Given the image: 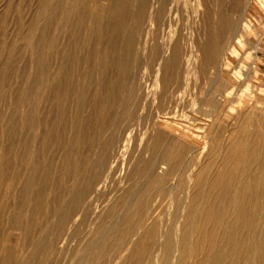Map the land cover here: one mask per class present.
Returning <instances> with one entry per match:
<instances>
[{"label":"rangeland","instance_id":"obj_1","mask_svg":"<svg viewBox=\"0 0 264 264\" xmlns=\"http://www.w3.org/2000/svg\"><path fill=\"white\" fill-rule=\"evenodd\" d=\"M242 110L264 0H0V264H263L264 192L213 178Z\"/></svg>","mask_w":264,"mask_h":264},{"label":"bare ground","instance_id":"obj_2","mask_svg":"<svg viewBox=\"0 0 264 264\" xmlns=\"http://www.w3.org/2000/svg\"><path fill=\"white\" fill-rule=\"evenodd\" d=\"M231 6V5H230ZM224 21V20H223ZM242 22V21H241ZM240 28H242V27H240ZM239 28V29H240ZM248 29H244V32H246ZM236 33H237V30H236ZM239 35V34H238ZM211 43V42H210ZM11 49V48H10ZM207 50V49H206ZM211 51V50H210ZM180 66V65H179ZM224 74H226L227 75V72H225ZM234 74H235V79H237V78H239L240 76V74H239V72H234ZM229 78H231V77H229ZM232 85H234V84H232ZM196 86V85H195ZM231 87V86H230ZM233 87V86H232ZM231 89V88H230ZM235 89V88H234ZM233 89V90H234ZM233 93V92H232ZM236 95V94H235ZM229 96H230V94H229ZM232 96V95H231ZM228 97V96H227ZM233 97V96H232ZM225 101V100H224ZM251 106V105H250ZM247 107V106H246ZM250 108V107H249ZM237 109V108H236ZM235 109V110H236ZM238 111H239V109H237ZM228 111V110H227ZM243 111V110H242ZM241 111V112H242ZM252 113H253V110L251 111ZM243 113H244V111H243ZM243 113H239L240 114V119H241V121L239 120V119H237L238 120V122L236 123L237 125L235 126V131L233 130L232 131V135H234L235 134V136H234V138H233V136H232V138L233 139H230V141L228 142V145H227V147H225L224 146V152H223V154L225 155V157H224V161L223 162H225V163H227L225 160H227L228 161V163H229V167H227V165H225L226 167H225V169L224 168H221V170L219 171V169H218V171L216 172V174H214V176H213V178H214V180H216V181H219V182H217L218 184V186L220 185L221 186V188H222V185L225 187V186H230V183L232 182V180H235V177H236V175H238V177L239 178H241L240 179V184H238V186L240 185V188L239 189H237L236 191L234 190V196H232V198H233V203H236V204H239V205H237L238 207L239 206H241V207H237V209L239 210L240 208V210L242 211L244 208H243V206L248 202H250V201H256V199H254V196H253V198H251V195H252V191H256V193H258L259 194V192L262 194L263 192H264V135L262 136V135H260L259 133H258V129L257 128H259V127H257L256 129L257 130H255L254 128L252 129V128H249V123L248 122H250V120H248L247 119V113H249V112H245L244 114ZM225 114V113H224ZM236 114V113H235ZM233 115V114H232ZM217 116V115H216ZM220 116V115H219ZM236 116V115H235ZM237 116H238V114H237ZM239 117V116H238ZM235 118V117H234ZM251 118V117H250ZM263 119V118H262ZM235 120V119H234ZM233 121V120H232ZM253 122V121H252ZM234 123V122H233ZM251 123V122H250ZM229 124V123H228ZM255 124V123H254ZM253 124V125H254ZM235 125V124H234ZM248 125V126H247ZM258 126H260V125H258ZM259 132H261L260 130H259ZM262 133V132H261ZM46 145V144H45ZM218 154V153H217ZM223 155V156H224ZM226 158V159H225ZM251 161L254 163V162H256V164H257V167H256V173H253L254 175L253 176H247L248 174H247V172L249 171L248 170V166L251 164ZM207 165V164H206ZM205 165V166H206ZM252 165V164H251ZM222 167H223V165H222ZM203 168H206V167H203ZM253 168H254V166H253ZM250 169V168H249ZM252 169V168H251ZM216 170V169H215ZM253 170H255V168L253 169ZM198 171H201V170H198ZM203 171H201V174H203L202 173ZM199 173V172H198ZM201 174L199 173V177L201 176ZM252 175V174H251ZM198 176V175H197ZM198 179V178H197ZM202 179V178H201ZM213 180V181H214ZM202 182H203V180H202ZM215 182H213V184H214ZM201 184V183H200ZM216 184V183H215ZM235 184V183H234ZM237 184V183H236ZM262 184H263V188L261 187L262 186ZM199 186V185H198ZM236 186V185H235ZM231 188V187H230ZM227 189V188H226ZM221 190V189H220ZM230 190V189H229ZM195 191V190H194ZM214 191V190H213ZM223 191H225V193L227 192V190H225V189H223ZM202 192V191H201ZM200 192V193H201ZM217 192V191H216ZM230 192V191H229ZM233 192V191H232ZM193 193V192H192ZM191 193V194H192ZM199 193V192H198ZM198 193L197 192H195V197H193L194 198V200H195V198H196V196H199L198 195ZM219 193V192H218ZM256 193L254 192L253 194H255L256 195ZM25 194V193H24ZM221 194V193H220ZM257 194V195H258ZM219 195V194H218ZM233 195V194H232ZM209 196V195H208ZM229 196V195H228ZM264 196V195H263ZM213 198V197H212ZM215 198V197H214ZM213 198V199H214ZM217 198V197H216ZM216 198H215V200H216ZM228 198V197H227ZM196 199H198V198H196ZM202 200V199H201ZM231 200V199H230ZM199 201V200H198ZM264 201V200H263ZM257 202V201H256ZM259 202V201H258ZM254 203V202H253ZM196 204V203H195ZM228 204H229V202H228ZM236 204H235V207H236ZM254 204H256V203H254ZM203 205V204H202ZM210 205V204H209ZM250 206L251 205V203L250 204H246V206ZM207 206V205H206ZM247 206V207H248ZM254 206V205H253ZM200 207V206H199ZM210 207V206H209ZM208 207V208H209ZM212 207V206H211ZM210 207V208H211ZM234 207V206H233ZM234 207V208H235ZM259 207V206H258ZM209 208V209H210ZM216 208V207H215ZM222 209V208H221ZM231 209V208H230ZM236 209V208H235ZM249 209V208H248ZM256 209V208H255ZM258 209V208H257ZM256 209V210H257ZM190 210V209H189ZM192 210V209H191ZM205 210H207L208 211V209H205ZM212 210H213V208H212ZM217 210V209H216ZM239 210V211H240ZM221 211V210H220ZM224 211V210H223ZM243 211H245V210H243ZM226 212V211H225ZM227 214H229V212H227ZM248 214V213H247ZM250 214V213H249ZM190 215V214H189ZM219 215V214H218ZM231 215V214H230ZM237 215V219L239 220L238 222H239V226H240V224H244L245 225V223H246V221H245V219H248V218H245V216L244 215H242V213L240 214L239 213V215L238 214H236ZM201 216V215H200ZM217 216V215H216ZM221 216V215H220ZM253 216V215H252ZM223 216H221V218H222ZM247 217V216H246ZM217 218V217H216ZM219 218V217H218ZM231 218V217H230ZM254 218V217H253ZM208 220H210V219H208ZM216 220V219H215ZM229 219H227V221H228ZM226 221V222H227ZM245 222V223H244ZM247 222H248V220H247ZM184 223H185V221H184ZM247 224V223H246ZM222 225V224H221ZM243 226V225H242ZM250 226V225H249ZM214 227V226H213ZM224 227V226H223ZM229 227V226H228ZM238 227V226H237ZM231 228V227H230ZM248 228V227H247ZM254 228V227H253ZM206 229V228H205ZM220 229H222V228H220ZM208 231V230H207ZM214 232V231H213ZM213 232H211V234L213 233ZM223 232H224V230H223ZM215 233V232H214ZM217 233V232H216ZM221 233V232H220ZM239 233V232H238ZM222 234V233H221ZM214 235V234H213ZM212 236V235H211ZM217 236V235H216ZM208 237H210L209 235L207 236L206 235V238L209 240V238ZM213 238V236L211 237V239ZM216 238H218V237H216ZM230 238V237H229ZM207 239H204V241L205 240H207ZM214 239V238H213ZM240 239V238H239ZM203 240V239H202ZM211 241V240H210ZM210 241H209V243H210ZM213 241H215V240H213ZM197 242V241H196ZM203 242V241H202ZM202 242H199V243H202ZM207 242V241H206ZM216 242V241H215ZM238 242H240V241H238ZM249 242V241H248ZM184 243V242H183ZM204 243V242H203ZM202 243V244H203ZM208 243V242H207ZM208 243V244H209ZM214 243V242H213ZM210 244H212V243H210ZM243 244V243H242ZM195 245V244H194ZM206 246H208L207 244H205ZM244 245V244H243ZM209 246H212V245H209ZM193 247V246H192ZM194 248V247H193ZM198 248V247H197ZM213 248H215V247H213ZM139 250V249H138ZM198 250V249H197ZM244 251V250H243ZM194 252V251H193ZM205 252H206V250H205ZM197 253V252H196ZM259 253V252H258ZM261 253V254H260ZM260 255H262V252H261V249H260ZM232 254V253H231ZM233 254H234V252H233ZM256 254V253H255ZM240 255V254H239ZM241 256V255H240ZM240 256H238L239 258H240ZM245 256V255H244ZM208 257V256H207ZM247 257V256H246ZM258 258V257H257ZM261 258H262V256H261ZM243 259H244V257H243ZM232 260V259H231ZM259 261V260H258ZM261 261V260H260ZM263 261V260H262ZM132 262V261H131ZM231 263V262H230ZM246 264V263H245ZM263 264H264V261H263Z\"/></svg>","mask_w":264,"mask_h":264}]
</instances>
